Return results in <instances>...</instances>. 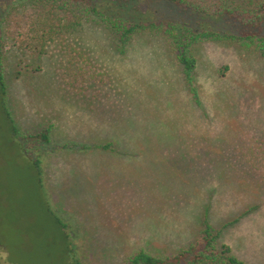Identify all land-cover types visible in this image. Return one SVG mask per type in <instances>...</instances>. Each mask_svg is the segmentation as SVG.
<instances>
[{"label": "rangeland", "instance_id": "rangeland-1", "mask_svg": "<svg viewBox=\"0 0 264 264\" xmlns=\"http://www.w3.org/2000/svg\"><path fill=\"white\" fill-rule=\"evenodd\" d=\"M0 12V264H66L69 249L83 264H129L141 250L178 253L207 224L222 230L218 248L264 264L256 43L192 46L198 104L169 34L142 28L121 50L112 31L87 21L36 59L21 51L15 10ZM47 129L49 142L24 137Z\"/></svg>", "mask_w": 264, "mask_h": 264}, {"label": "trees", "instance_id": "trees-1", "mask_svg": "<svg viewBox=\"0 0 264 264\" xmlns=\"http://www.w3.org/2000/svg\"><path fill=\"white\" fill-rule=\"evenodd\" d=\"M15 2L19 6H10ZM9 7L15 10L11 19L19 22L16 37L21 51L36 59L46 54L54 42L75 34L90 21L112 31L121 50L126 49L133 35L142 28L169 34L185 80L198 104L200 96L194 84L197 62L192 54V46L198 41L224 38L251 41L264 56V0L254 8L233 5L231 0H0V10ZM201 15L219 20L225 32L206 27ZM2 38L0 35V52L3 51ZM1 56L2 53L0 82L4 91ZM40 67L38 63L34 69L38 71ZM21 73L18 71L19 75ZM49 130L24 137L49 142ZM13 131L18 134L16 127ZM34 161L41 174L40 158ZM221 233L222 230H213L207 224L202 236L178 253L156 256L141 250L130 257L129 264H250L234 255L229 246L217 247ZM73 251L68 250L66 264H83Z\"/></svg>", "mask_w": 264, "mask_h": 264}, {"label": "crops", "instance_id": "crops-1", "mask_svg": "<svg viewBox=\"0 0 264 264\" xmlns=\"http://www.w3.org/2000/svg\"><path fill=\"white\" fill-rule=\"evenodd\" d=\"M44 157H46V161H49L50 160V158H51V155L50 156H44Z\"/></svg>", "mask_w": 264, "mask_h": 264}]
</instances>
